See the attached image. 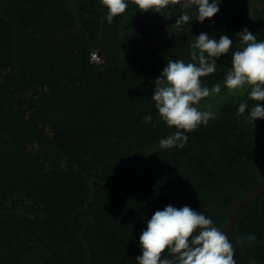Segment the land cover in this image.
<instances>
[{
  "label": "trees",
  "instance_id": "16d2710c",
  "mask_svg": "<svg viewBox=\"0 0 264 264\" xmlns=\"http://www.w3.org/2000/svg\"><path fill=\"white\" fill-rule=\"evenodd\" d=\"M170 3L168 19L129 0L107 24L100 0H0V264H136L155 211L189 205L225 230L227 216L196 195L226 211L264 186V119L237 115L257 103L247 92L186 133L183 149L160 147L176 129L151 99L167 61L190 62L202 32L233 40L201 78L221 84L205 101L228 95L237 34L264 40V0H222L204 22ZM184 11L193 20L177 27ZM231 240L237 264H264V195L237 213Z\"/></svg>",
  "mask_w": 264,
  "mask_h": 264
},
{
  "label": "clouds",
  "instance_id": "9594fccd",
  "mask_svg": "<svg viewBox=\"0 0 264 264\" xmlns=\"http://www.w3.org/2000/svg\"><path fill=\"white\" fill-rule=\"evenodd\" d=\"M128 3L129 0H100L106 10L103 21L111 24L115 17L125 13ZM178 3L185 10L195 8L194 19L204 22L220 11L222 0H178ZM135 5L142 12L165 11L164 16L172 18V13L166 11L171 5L170 0H135ZM192 20L193 14L184 11L178 15L174 25L179 27ZM237 35L243 46L232 50L231 67L224 77L223 86L231 91L247 87L248 98L257 103L250 109L247 102L240 103L237 115L254 125L257 119H264V103H261L264 102V40H257V35L247 28ZM195 37L190 46V62L168 60L155 80L151 96L155 109L167 126L176 129L159 140L162 149H183L189 139L186 133L207 125L214 118L213 112L201 110L198 105L205 98L219 95L221 84L215 83L209 88L202 84L201 78L217 71V59L229 53L233 40L228 35L213 38L207 32ZM144 120L152 123L151 114ZM245 239L252 243L256 237L249 234L246 238L237 237L236 242L243 244ZM139 246L142 254L135 258L136 264H237L235 247L227 232L189 205L176 208L169 204L155 211L139 236Z\"/></svg>",
  "mask_w": 264,
  "mask_h": 264
},
{
  "label": "water",
  "instance_id": "95a60500",
  "mask_svg": "<svg viewBox=\"0 0 264 264\" xmlns=\"http://www.w3.org/2000/svg\"><path fill=\"white\" fill-rule=\"evenodd\" d=\"M192 191V190H191ZM193 192V191H192ZM194 193V192H193ZM195 194V193H194ZM196 195V194H195ZM264 195V186L246 193L244 197L240 198L239 200H237L232 207L229 210L226 211H221L216 209L215 207H213L212 205H210L208 202L202 200L198 195L197 198L199 200H201L203 203L209 205L211 208H213L216 212H219L221 214H224L227 216V220H226V226H225V230L227 232V234L230 236V238L232 237L233 234V228H234V224H235V218L237 213L248 203H250L251 201H253L254 199L259 198L260 196Z\"/></svg>",
  "mask_w": 264,
  "mask_h": 264
},
{
  "label": "rangeland",
  "instance_id": "374dc122",
  "mask_svg": "<svg viewBox=\"0 0 264 264\" xmlns=\"http://www.w3.org/2000/svg\"><path fill=\"white\" fill-rule=\"evenodd\" d=\"M248 91L247 87L245 89H241L238 91H231L229 90L228 95L221 96L220 98H212L208 101H205L204 99L200 102L198 107L201 110H208L214 113V117L217 116V113H219V109L221 108L222 104L227 105L231 102L234 98L242 96L244 93Z\"/></svg>",
  "mask_w": 264,
  "mask_h": 264
},
{
  "label": "built area",
  "instance_id": "2783aa9c",
  "mask_svg": "<svg viewBox=\"0 0 264 264\" xmlns=\"http://www.w3.org/2000/svg\"><path fill=\"white\" fill-rule=\"evenodd\" d=\"M92 60L95 63H100L101 62L100 56L97 55V54L96 55H93Z\"/></svg>",
  "mask_w": 264,
  "mask_h": 264
}]
</instances>
